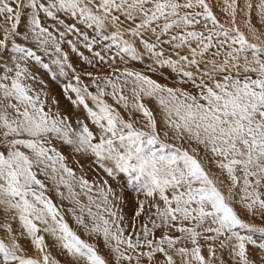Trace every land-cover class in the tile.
I'll return each instance as SVG.
<instances>
[{
    "label": "snow or ice",
    "instance_id": "snow-or-ice-1",
    "mask_svg": "<svg viewBox=\"0 0 264 264\" xmlns=\"http://www.w3.org/2000/svg\"><path fill=\"white\" fill-rule=\"evenodd\" d=\"M222 3L230 26L209 0H0V16L11 22L0 38V230L6 235L0 264H60L45 234L70 264H176L172 253L181 264H264V239L253 235L264 237V225L247 222L234 206L264 219V0ZM69 34L82 38L100 61L105 57L96 46L108 53L115 47L122 60L147 59L149 72L168 69L173 84L127 67L84 72L93 92L63 51ZM38 53L54 56L61 76L71 74L63 92L83 107L86 119L73 121L49 106L44 81L31 70L33 63L49 68ZM56 142L152 198L151 227L146 222L137 231L133 220L127 231L114 202L122 197L108 180L78 174ZM205 162L218 174H210ZM49 191L68 202L77 228L101 240L110 258L81 238ZM145 204L138 201L134 218ZM9 214L19 221V233L7 222ZM155 229L180 235L164 231L157 238ZM20 238L39 255L26 254ZM183 241L192 247H177Z\"/></svg>",
    "mask_w": 264,
    "mask_h": 264
},
{
    "label": "rangeland",
    "instance_id": "rangeland-1",
    "mask_svg": "<svg viewBox=\"0 0 264 264\" xmlns=\"http://www.w3.org/2000/svg\"><path fill=\"white\" fill-rule=\"evenodd\" d=\"M13 7H15V4L13 3ZM10 21H6L3 16H0V38L3 36V28L4 27H10ZM50 23V22H49ZM20 31H24L23 25L20 27ZM91 34V33H90ZM20 40L21 38H17ZM67 40H72L73 44L75 47H73V44H69ZM67 40L62 42V48L63 51L68 54V59L69 62L72 63L73 67L76 68L77 72L81 73V78L84 84L89 86V89L93 92L96 91L95 86L92 85L91 79L87 77L86 75H83L84 72L91 71L94 75H105V74H112L114 69H120L121 71L127 67L131 68L133 70L141 71L144 72L147 75L152 76L153 79L158 80L161 83H168L170 86H172L173 81L171 78L170 70L168 69H163L160 71H157L155 73L149 72L146 69V65L150 63L147 59L143 61H135L132 60L131 58L124 57L122 60L120 56H116L115 52L116 49L113 47L112 52L108 53L106 51H102L101 46H96V51H101L102 55H104L105 59L103 61H100L98 58H94V54L90 52L89 50L85 49L83 47V41L82 38H78L77 36L73 34H69ZM29 46H32L31 43L29 42ZM42 55L43 61L45 63L49 64L48 69H44L42 65L40 64H35L33 63L31 65V70L38 76L40 80L44 81V84L46 86V91L48 92L49 96V106L52 107L53 111H56L57 108L59 111L63 114L69 117V119L75 121L77 117L86 119V113L83 109V107H75L72 105L71 101L67 98L66 94L63 92V85L67 83L69 79H71V74L69 77L65 78L59 74V67L58 65H55L52 63V60L55 58L54 56H48L43 53H38ZM87 58V59H85ZM5 60H7V57H5ZM91 60L92 64H89L88 61ZM143 63V64H142ZM73 83H75L73 81ZM176 86H181V85H176ZM184 87L188 88L189 90L192 89L191 84H185L183 85ZM39 87V85H37ZM126 94L127 93V90ZM69 95H72L73 98H75L74 93H69ZM52 98H55L56 100L59 101L58 105H53L51 103ZM105 99L108 100L109 103L115 104V102L112 100L111 97H105ZM150 108L153 109V111H157V108L155 107L154 100H147L145 101ZM91 104V101H89ZM152 103V104H151ZM152 105V106H151ZM117 108H120L119 105H115ZM154 106V107H153ZM121 112L123 113L124 110L121 108ZM138 115V114H137ZM157 116L159 118V114L157 112ZM125 118L127 119V114H125ZM89 122V126L92 128V130L95 132L96 128L94 125ZM75 126V125H74ZM57 146L60 148V150L64 153L65 156L68 157V164L71 166L73 169L77 171L78 174H84L86 175V178L89 179L90 181H97L101 182L103 180H108V183L111 185L113 190L115 191L116 195L118 197H122V200H116L114 201L117 203L122 209H123V214L125 216V221L124 223L129 225V228L127 231H131V224L133 223V220H135V225H136V230H140V226L143 223L148 222V217L154 212V209H149L148 205L153 203L152 198L146 197L143 193L138 192L135 188L134 185L128 184L126 181V178L124 176H120L118 178H112L108 177L106 173H104L101 169H99L93 162L91 157H83L77 154H73L71 152V149L68 148L65 145H60L59 142H56ZM178 143V142H177ZM185 147H189L187 144L184 145ZM79 161V163H77ZM81 165L83 168H81ZM205 167L208 170H213L216 169L210 162H205ZM218 174V172L216 173ZM40 179H45L42 175L39 177ZM45 182L49 185V188H51V182L45 180ZM49 196H51L52 200L57 204V206H62L64 213H65V218L67 219L68 223L75 229L77 230L78 234L81 236L82 239L88 240L90 243H97L98 249L101 252L102 255H105L106 257H109L108 252L106 251L104 244L101 240H95L92 239L88 236H86L83 232L82 229L77 228L75 221L71 217V215L67 212V207L68 202L67 201H62L54 191H49L47 193ZM228 194V193H227ZM139 200H145V210L144 212L141 213L139 217L134 218V212L136 208L138 207V201ZM158 202V201H157ZM239 206L238 212L240 214H244V211L242 206L239 203H236ZM2 214L3 211L1 210ZM251 215V214H250ZM248 216L246 218L247 222L249 223H255L259 224L261 222H264V219H261L259 216L253 217ZM250 217L252 219H250ZM154 218V217H153ZM10 223V222H9ZM149 223V227H151V223ZM264 225V224H262ZM207 226V225H206ZM164 231H168L170 235L173 236H179L180 233L176 231L175 229H155L154 234L157 238L163 235ZM243 233V230H241ZM254 238L257 239L259 242L260 240L264 239V237H261L259 234H253ZM47 234H45V240H46ZM151 238V237H150ZM201 245H204V241L201 239L199 241ZM180 246H187V247H192L190 241H183L182 243L178 244L177 247ZM250 248L252 247L251 245L249 246ZM31 253H29L33 257H37L35 249H32ZM28 254V255H29ZM36 254V255H35ZM174 256V259L176 260L177 263L181 264L180 257L176 256L174 253H172ZM202 254L207 258L208 256V251H207V246L204 245L202 247ZM165 258L162 254L158 253L156 254V260L157 261H163ZM60 264H69L68 260L61 261ZM127 264V262H125ZM142 264H147V261L144 260Z\"/></svg>",
    "mask_w": 264,
    "mask_h": 264
},
{
    "label": "bare ground",
    "instance_id": "bare-ground-1",
    "mask_svg": "<svg viewBox=\"0 0 264 264\" xmlns=\"http://www.w3.org/2000/svg\"><path fill=\"white\" fill-rule=\"evenodd\" d=\"M209 3H210V5L213 8L214 13L217 15V18L221 21V23H224L226 26H230V24L228 23L229 17L222 11V7H223L222 0H209ZM237 23L238 24L240 23V17L239 16L237 17ZM242 30H244V29L242 28ZM154 105L157 108L156 103H154ZM209 171H210V174L217 173L218 172V169H213L212 171L211 170H209ZM222 190L225 192V195H227V193H228L227 192V188H224L222 186ZM237 192H238V189H237ZM234 206L236 207V210L238 212V210H239L238 204H235ZM1 210L2 209H0V224H2V223L5 222V215L2 214ZM240 215H241V217L243 219L246 220V218H248V216L250 215V213L244 212V214H240ZM10 217H11V214H9V216L7 218V222H10L11 223L12 228H13V231L15 233H19L21 231L20 225H19V221L18 220H11ZM250 219H252V218L250 217ZM259 224L262 225V224H264V222H261ZM0 238H5L6 239V235H5V233L2 230H0ZM19 242L22 245V247L25 249L26 254H29V253H31V251H33L32 249H34V247L30 244V241L27 238H20ZM46 243L48 244L49 251L51 252V254H52L53 257H55L57 260H59L60 263H61V261L68 260L69 261V264H70L71 257H69L66 252H62L58 247L54 246V240H53L52 237H50V236L47 235L46 236ZM36 254H35L36 256L39 255L37 251H36ZM176 264H180V263H177L176 262Z\"/></svg>",
    "mask_w": 264,
    "mask_h": 264
}]
</instances>
